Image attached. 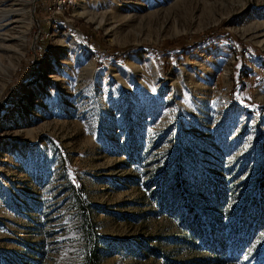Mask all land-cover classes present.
<instances>
[{
  "label": "rangeland",
  "instance_id": "obj_1",
  "mask_svg": "<svg viewBox=\"0 0 264 264\" xmlns=\"http://www.w3.org/2000/svg\"><path fill=\"white\" fill-rule=\"evenodd\" d=\"M23 2L0 264H264V0Z\"/></svg>",
  "mask_w": 264,
  "mask_h": 264
},
{
  "label": "bare ground",
  "instance_id": "obj_2",
  "mask_svg": "<svg viewBox=\"0 0 264 264\" xmlns=\"http://www.w3.org/2000/svg\"><path fill=\"white\" fill-rule=\"evenodd\" d=\"M7 1H10V4H5V0H0V31L4 29V27H6L7 25H11L15 23L16 20H18L16 16L21 15L23 17L24 14L27 13L26 11L21 9V5L24 4L23 0H7ZM99 1L102 2V0H98V2ZM86 5L94 9L101 7L99 3L97 5L96 3H90V4L87 3ZM60 7H64V6H59V8ZM2 34L3 33H0V39H3Z\"/></svg>",
  "mask_w": 264,
  "mask_h": 264
},
{
  "label": "built area",
  "instance_id": "obj_3",
  "mask_svg": "<svg viewBox=\"0 0 264 264\" xmlns=\"http://www.w3.org/2000/svg\"><path fill=\"white\" fill-rule=\"evenodd\" d=\"M56 10H59V8H56ZM59 20V19H58ZM60 21V20H59ZM63 21V20H62ZM70 29H73L74 30V33L76 36H78L80 34V31L76 28H74L73 25H70Z\"/></svg>",
  "mask_w": 264,
  "mask_h": 264
},
{
  "label": "trees",
  "instance_id": "obj_4",
  "mask_svg": "<svg viewBox=\"0 0 264 264\" xmlns=\"http://www.w3.org/2000/svg\"><path fill=\"white\" fill-rule=\"evenodd\" d=\"M89 264H98L97 259L94 255L91 256Z\"/></svg>",
  "mask_w": 264,
  "mask_h": 264
}]
</instances>
